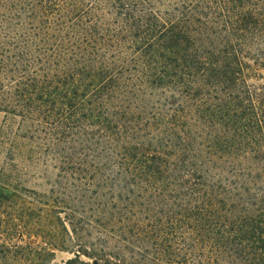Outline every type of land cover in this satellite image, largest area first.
Listing matches in <instances>:
<instances>
[{"label": "trees", "instance_id": "16d2710c", "mask_svg": "<svg viewBox=\"0 0 264 264\" xmlns=\"http://www.w3.org/2000/svg\"><path fill=\"white\" fill-rule=\"evenodd\" d=\"M0 113V264H264V0H0Z\"/></svg>", "mask_w": 264, "mask_h": 264}, {"label": "rangeland", "instance_id": "374dc122", "mask_svg": "<svg viewBox=\"0 0 264 264\" xmlns=\"http://www.w3.org/2000/svg\"><path fill=\"white\" fill-rule=\"evenodd\" d=\"M3 118H4L3 114L0 113V126L2 125ZM69 257H70L69 254L62 252V251H58L56 253V262H60L62 260H67Z\"/></svg>", "mask_w": 264, "mask_h": 264}]
</instances>
